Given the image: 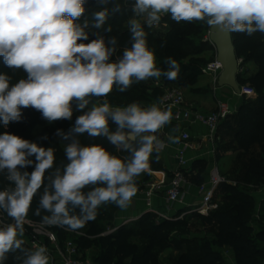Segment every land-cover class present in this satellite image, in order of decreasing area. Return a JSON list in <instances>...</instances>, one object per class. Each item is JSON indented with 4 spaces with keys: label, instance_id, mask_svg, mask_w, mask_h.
<instances>
[{
    "label": "clouds",
    "instance_id": "clouds-1",
    "mask_svg": "<svg viewBox=\"0 0 264 264\" xmlns=\"http://www.w3.org/2000/svg\"><path fill=\"white\" fill-rule=\"evenodd\" d=\"M85 4L86 0H0V57L8 68L26 73L16 83L0 73V125L7 129L22 122L23 110L28 108L48 124L71 121L74 104L75 111L82 113L67 133L56 130L57 137L70 141L63 147L68 162L47 177L56 159L53 147L9 131L0 133V174L8 182L0 189V210L13 221H0V261L6 253L21 249L23 241L17 237L31 223L29 211L41 189L34 214L39 216L41 209L48 213L40 220L45 226L76 231L94 221L103 205L126 210L138 191L135 178L149 168L155 133L173 119L171 106L163 110L159 103L113 106L106 99L114 89L124 93L150 78L163 75L175 80L180 66L169 57L168 70L157 67L144 26L135 18L128 21L131 46L112 60L115 40L109 41L112 47L103 37L89 40L88 22H77L86 12ZM132 11L144 17L149 28L170 15L177 23L203 21L226 33L264 34V0H134ZM106 17L107 10L95 12L93 26L100 28ZM92 98L105 99L89 108ZM110 122L116 131H110ZM85 133L106 137L117 148L130 151L131 159L113 155L101 144L82 145L73 138ZM134 141L138 148H133ZM172 141L177 143L179 138ZM46 253L45 246L37 247L23 264H49Z\"/></svg>",
    "mask_w": 264,
    "mask_h": 264
},
{
    "label": "trees",
    "instance_id": "trees-1",
    "mask_svg": "<svg viewBox=\"0 0 264 264\" xmlns=\"http://www.w3.org/2000/svg\"><path fill=\"white\" fill-rule=\"evenodd\" d=\"M133 5L134 0H106L104 3H101L100 0H86V12L77 21L81 24L84 21L88 22V27L85 30L89 33V40L103 37L106 45L109 47L113 46L109 44V41L115 40L114 47L116 51L112 60L118 59L122 55L124 48L131 46L132 34L125 24L134 15L132 11ZM116 9L119 10L117 11ZM102 10H107L105 23L100 28H95L93 26L95 24L93 14ZM144 30L150 44L164 47L166 49V58L170 57L179 64L180 71L178 77L172 81L187 85L195 83L202 74V64L200 63L202 58L195 59V56L200 54L203 49L194 50L191 46H185L188 43V25H177L174 22L171 28L162 36H155L146 25L144 26ZM232 36L238 59H243L242 67L244 68L247 63L251 62L256 66V70L250 74L245 69L244 72L238 74V82L241 86L252 87L257 92L256 97H244L237 112L240 128L235 135V139L240 145H242L241 141L246 142L244 149H249L251 144L262 139L264 132V34L257 32L252 36H247L243 33H232ZM189 56L193 57L185 61ZM160 69L162 71L169 69L167 59ZM0 73L8 74L11 77L12 83H16L21 78H26V73L22 69L8 68L3 63L2 57H0ZM101 99L103 98H92L88 107L90 108L92 104L99 103ZM106 99L113 106H125L123 104L125 102L128 104L132 102L140 103L147 100L148 97L131 87L124 93H120L114 89ZM73 108L74 113L71 121L61 120L53 124H48L47 121L42 119L39 112L31 108L24 109L22 122L11 123L7 129L0 125V133L9 131L22 138L36 142L42 147H53L56 159L53 169H50L46 173V177L54 175L57 168L62 170L63 166L68 162L63 147L64 144L70 142L63 141L55 135V132L57 129H61L67 133L74 125L75 118L82 113L75 111V104ZM229 117L226 119H229ZM109 127L110 131H116L117 126L115 124L110 122ZM220 127L219 133L221 134ZM44 136H47L46 140L41 139ZM73 138L78 139L82 145L101 144L113 155H117L120 158L124 156L128 160L131 159L132 153L130 151H126L122 147L117 148L104 136L91 137L85 133L79 136L74 135ZM132 145L133 148L140 146L136 141L132 142ZM261 149L262 154L250 155L245 165L244 181L242 182V187L245 189L251 182L259 186L264 183V145L261 146ZM154 152H156L158 157L159 153L155 150ZM153 161H157V159H152L151 157L150 163ZM206 164V160H197L187 173L188 178L197 183V185L202 184L205 180L204 174L207 172L206 166H208ZM197 167L201 169L198 170ZM27 170L30 172L32 169L29 168ZM45 183H48L47 179ZM223 185H226V183L221 184L217 191ZM6 186H8V182L5 179V174H0V189ZM87 190L90 189H86L85 191ZM225 190L232 193L229 199L234 201V204L227 205L214 213L211 212L212 214L210 213L209 216H202L196 213V215L203 219L205 225L216 223L214 239L212 241L203 240L204 242L198 248L199 254L197 255L186 251L181 252L173 264H228L221 251L224 247L233 250L237 264H262V259L264 258V249L262 247L264 243V229L256 230L252 225L253 209L256 206V202L253 201L249 194L242 190L239 191V189L231 187L228 184ZM42 191L43 189L34 198L28 217L38 223H40L42 216L48 214L42 209L39 216L34 214L39 207V196L42 194ZM119 210L113 204L101 206L96 219L86 224L83 227L85 231L72 241L83 251L93 247H100L103 253L98 257L99 264H112L113 262L115 264H164L155 253V241L167 226L177 221H183L185 218L182 220L163 219L153 212H145L134 221L135 226L121 225L116 231L106 234L107 226L114 225ZM78 211L77 209L76 214H78ZM182 211L180 210L178 213ZM83 228L76 231L81 232ZM137 228L142 236L150 240V243L143 249H140L137 243L131 241V238L138 233ZM59 234L62 242L67 240L65 235L68 232L59 230ZM17 238L23 241L21 249L6 253V259L0 261V264H23L27 255L33 251L25 239Z\"/></svg>",
    "mask_w": 264,
    "mask_h": 264
},
{
    "label": "rangeland",
    "instance_id": "rangeland-1",
    "mask_svg": "<svg viewBox=\"0 0 264 264\" xmlns=\"http://www.w3.org/2000/svg\"><path fill=\"white\" fill-rule=\"evenodd\" d=\"M133 18L138 19L141 22L142 26H145L144 17H136L135 15H133L129 18V20ZM128 21L125 24L127 28ZM174 22L175 21L171 19L170 15H165L162 17L159 25L151 27L150 30L154 33L155 36H162L171 28ZM175 23L177 25H188L189 27V32L187 34L189 44L187 43L185 45L186 47L191 46L194 50L203 49L200 54L195 56V59L202 58V61L200 62L202 64V69L210 65L217 59V49L210 39V28L206 24V22L194 21L191 23ZM149 47L152 48L155 52L157 67H162L167 59L166 49L164 47L152 45L150 43ZM192 57L193 56H189L185 61H188ZM244 69L250 74L252 73V70L255 69V65L252 62L247 63L244 66ZM158 82H160V86L157 85ZM164 87L181 88L185 92L187 104L190 106L196 105L199 108H208L211 111L215 110L217 106V103L215 102V85L211 82L210 77L208 75H204L203 73L197 79V81L191 85L173 82L172 80L166 79L163 75L159 77V79L150 78L147 81L134 83L132 85V88L135 91H140L148 97L147 100L140 102L141 107H149L152 103H157L158 97L164 91ZM241 100L243 102V98H241ZM123 104L125 106L128 105L127 102ZM233 110L234 112L230 115L229 119H226L223 125L220 127L221 134L219 133L220 141L217 144L218 149L216 152V164L219 167L221 173L227 179V181L225 182L226 185L228 184L231 187L239 189V191H244L251 196L253 201L257 202L256 197L261 195L259 185L251 182L245 189L244 187H242V182L244 181V169L249 156L252 154H262L261 146L264 145V132L262 134V139L251 144L249 149H244L246 142L244 143L241 141L242 145H240L239 142L235 139V135L239 131L240 125L239 118L237 116L238 110H236L234 106ZM151 157L152 159H157V161L151 162L149 166L156 170L161 169V164L158 163L159 160H161L160 156L158 155L157 157L156 152H153ZM122 159L128 160L124 156H122ZM206 165H208V162ZM206 167L208 171L210 169V166ZM197 169L200 170L201 168L197 167ZM138 185L140 187V184ZM226 185L221 186L216 192L214 198L215 208L211 211L212 213L220 210L227 205L234 204V201L229 199L232 196V193L228 190H225ZM119 211L114 221V225L107 226V230L105 232L106 234L113 232V229L119 228L121 225H126L129 227L135 226L134 221L128 223H124V220L119 221ZM6 219L10 221L8 223L13 222L8 216L6 217ZM0 221H2L1 218ZM252 225L256 230L264 229V202L262 203V205H260V207H257V205L254 207ZM84 231L85 228L81 230V233H83ZM215 233V222L212 225H205L201 217L196 215V213H191L185 216V220L174 222L173 224L167 226L158 235L155 241V253L159 256L164 264H173L181 252L186 251L194 255L199 254L198 248H200L202 242L212 241L214 239ZM78 236L80 235L71 233L65 235L67 240H75ZM18 237L25 239L29 244H31V240L33 238L31 230L27 227H25L24 235ZM131 241L137 243L140 249L145 248L150 243V240L147 237L142 236L139 231L137 235L131 238ZM262 247L264 249V243L262 244ZM49 251V264H59V258L55 257L56 255L53 249L50 248ZM221 251L227 263H233L234 254L232 250L228 247H224L221 249ZM102 253L103 251L100 247H93L91 249L83 251L84 256L89 258L93 264H99L98 257H100ZM112 264H115V262H113ZM262 264H264V258L262 259Z\"/></svg>",
    "mask_w": 264,
    "mask_h": 264
},
{
    "label": "built area",
    "instance_id": "built-area-1",
    "mask_svg": "<svg viewBox=\"0 0 264 264\" xmlns=\"http://www.w3.org/2000/svg\"><path fill=\"white\" fill-rule=\"evenodd\" d=\"M242 63L243 59L239 58V73L244 72ZM222 71L223 66L217 59L202 69V73L208 75L211 82L215 85V95L218 94V90L220 89L218 80ZM157 85L160 86V82H158ZM234 94L240 98H250L256 97L257 92L252 87L241 86V93L237 94L234 91ZM104 99L105 98L101 99L99 103H102ZM157 103H159L158 106L162 110L171 106L173 119L171 123L165 125L155 133L156 142L154 148L155 151H157L172 147L174 150L175 167L172 170L169 182L165 179L157 178L146 182L142 192L144 194L147 212H153L159 218L175 220H182L191 213L209 216L211 211L215 208L214 198L218 187L227 181L216 164V152L218 149L217 144L220 141L219 127L222 122L234 112L233 107L228 101L219 97H217V106L215 110L212 111H205L196 105L190 106L187 104L185 92L178 87H164V91L160 95ZM195 127L204 128V134H195L193 131ZM174 137L179 138V142L173 143L172 138ZM196 138L201 142L202 147L196 146ZM197 148H207L206 151L202 152V155H207L211 160L206 180L198 185V194L200 197L198 204L191 209H181L183 210L181 213H178L180 211L178 210L173 215L154 208V197L165 183H168L164 191L166 211H172L176 205L186 204L187 186L190 183L187 173L194 164L193 160L196 159L190 156V152L197 150ZM259 189L263 196L260 197V200H263L264 183L259 186ZM6 217V213L0 210V218L4 221V224L8 223ZM28 219L31 223H26L25 227L31 230L33 236L30 244L32 250L35 251L37 247L45 246L47 248L46 254L48 255L50 248H52L56 255L55 257L59 258V264H93L89 258L84 256L83 250H81L74 241L70 239L64 242L61 241L59 230H64L75 235H81L82 233L80 231L45 226L30 218ZM136 219L137 218H128L125 219L124 223L132 222ZM117 229L118 228L113 229V232Z\"/></svg>",
    "mask_w": 264,
    "mask_h": 264
},
{
    "label": "crops",
    "instance_id": "crops-1",
    "mask_svg": "<svg viewBox=\"0 0 264 264\" xmlns=\"http://www.w3.org/2000/svg\"><path fill=\"white\" fill-rule=\"evenodd\" d=\"M254 70H256V66H255ZM254 70H252V72ZM217 97L222 98L225 101H228L232 105V107L234 106V108H236V110L239 109V107L242 103L241 98L236 96L234 94L233 89L228 87V86L220 87V89L218 90V94L215 95V102L216 103H217ZM202 109L205 111H211L208 108H202ZM193 131L195 134L200 135V134H204L205 129L202 127H195L193 129ZM196 139H197L196 146L202 147L201 142L198 140V138H196ZM206 150H207V148L206 149H202V148L198 149L197 148V150L191 151L190 156L196 158L195 160H193V163L197 160L203 159V160H206V162H208V166H210L211 165L210 164L211 163L210 158L207 155H202V152H204ZM157 152L159 153L160 159H161L158 162L159 164H161V169L156 170V169H153L151 166H149V168L144 173H142L140 176L136 177L137 185L140 184V187L138 185L137 194L135 197H133V200H132L135 202V207L134 208L132 207V202H131V204L129 205V207L126 210H120L119 215H118L119 221L120 220L125 221V219H128V218H137L138 219L145 212H147L144 194L142 192L147 181L155 180L157 178V179H165L167 182H169L170 175L172 173L173 168L175 167L174 150L172 147H169V148L164 149V150H157ZM208 171L204 174L205 180L207 178ZM167 184L168 183H165L162 186L161 190L159 192H157V194L154 197L153 205H154V208H156L157 210H159L161 212H168L170 215H173L178 210H181L183 208L191 209V208H194L195 205L198 204V202L200 200V197L198 194V185H197V183H194L193 181L190 180V183L187 186L186 204L176 205V207H174L172 211H166L165 201H164V197H165L164 191L167 188ZM260 197H263L262 194L260 196L256 197L257 207H260V205H262V203L264 202V199L260 200L261 199ZM232 252H233V250H232ZM231 264H237L235 257H234L233 263H231Z\"/></svg>",
    "mask_w": 264,
    "mask_h": 264
},
{
    "label": "water",
    "instance_id": "water-1",
    "mask_svg": "<svg viewBox=\"0 0 264 264\" xmlns=\"http://www.w3.org/2000/svg\"><path fill=\"white\" fill-rule=\"evenodd\" d=\"M210 39L217 49V61L223 66L218 85L220 87L228 86L237 94H240L241 86L238 82L239 59L233 42L232 33L210 28ZM132 207H135L134 201H132Z\"/></svg>",
    "mask_w": 264,
    "mask_h": 264
}]
</instances>
